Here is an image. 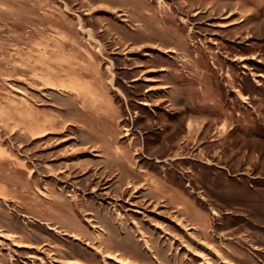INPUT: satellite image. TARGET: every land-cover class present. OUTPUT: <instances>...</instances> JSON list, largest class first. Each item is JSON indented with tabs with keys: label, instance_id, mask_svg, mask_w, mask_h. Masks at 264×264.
<instances>
[{
	"label": "rangeland",
	"instance_id": "rangeland-1",
	"mask_svg": "<svg viewBox=\"0 0 264 264\" xmlns=\"http://www.w3.org/2000/svg\"><path fill=\"white\" fill-rule=\"evenodd\" d=\"M0 235V264H264V0H0Z\"/></svg>",
	"mask_w": 264,
	"mask_h": 264
},
{
	"label": "bare ground",
	"instance_id": "bare-ground-1",
	"mask_svg": "<svg viewBox=\"0 0 264 264\" xmlns=\"http://www.w3.org/2000/svg\"><path fill=\"white\" fill-rule=\"evenodd\" d=\"M197 13V12H196ZM229 15H231V14H229ZM150 79H152V78H148L147 80H150ZM153 80V79H152ZM153 187V186H152ZM134 190H136V189H134ZM166 196V195H165ZM155 197V196H154ZM163 202V201H162ZM89 215V214H88ZM87 216V215H86ZM173 220L175 221H177V219H176V216H173ZM95 219H93V218H87V222L92 226V227H94V228H98V225H96L95 224ZM177 224L178 225H180V226H182L183 228L184 227H186L187 225H185V223H183L182 221H181V219H178V221H177ZM189 229H191L192 227H188ZM86 235V234H85ZM85 235H83V236H85ZM0 236H2V235H0ZM70 236H72L74 239H79V238H81L82 237V234L81 233H75V234H72V235H70ZM13 237H15V236H12V238ZM13 240V239H12ZM89 243V242H88ZM14 245H16V243H14ZM28 246V247H27ZM44 246V245H43ZM18 247H27V248H31V249H34L35 248V246H33V245H31V246H29V245H26V244H23V245H18ZM147 247V246H146ZM44 251V250H43ZM97 252H99V251H97ZM50 255H56L54 252H51L50 253ZM105 257H107V258H110V259H113V260H115L116 262H119V263H122V264H130V263H127V262H124V261H122V260H120V258L115 254V255H111V254H107V255H105ZM54 260H55V258H54ZM69 264H71V263H69Z\"/></svg>",
	"mask_w": 264,
	"mask_h": 264
}]
</instances>
